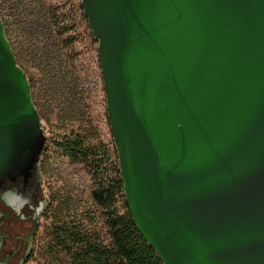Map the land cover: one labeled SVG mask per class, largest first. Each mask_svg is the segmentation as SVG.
Returning <instances> with one entry per match:
<instances>
[{"label":"water","instance_id":"obj_1","mask_svg":"<svg viewBox=\"0 0 264 264\" xmlns=\"http://www.w3.org/2000/svg\"><path fill=\"white\" fill-rule=\"evenodd\" d=\"M133 218L164 264H264V0H81ZM48 136L0 15V189Z\"/></svg>","mask_w":264,"mask_h":264},{"label":"rangeland","instance_id":"obj_2","mask_svg":"<svg viewBox=\"0 0 264 264\" xmlns=\"http://www.w3.org/2000/svg\"><path fill=\"white\" fill-rule=\"evenodd\" d=\"M80 5L81 0H0V15L49 136L50 161L43 177L48 191L54 196L64 184L73 187L79 208L69 218L82 222L85 218V225L107 239L99 211L81 209L91 205L99 168L81 158L72 162L57 149L61 141L80 135L87 145L102 148L105 143L113 150L98 44L92 40ZM56 210L40 230L33 255L24 264H57L65 259V254L49 246ZM89 218L96 221L90 223Z\"/></svg>","mask_w":264,"mask_h":264},{"label":"trees","instance_id":"obj_3","mask_svg":"<svg viewBox=\"0 0 264 264\" xmlns=\"http://www.w3.org/2000/svg\"><path fill=\"white\" fill-rule=\"evenodd\" d=\"M80 7L84 12L82 4ZM89 29L93 42L98 44ZM67 140L68 156L81 158L94 169L99 168L95 171L93 194L101 206L108 202L109 209H99L105 221L107 239L100 237L96 228L85 225V218L83 222L77 217L69 218L70 210L66 216L55 214L56 221L51 227L49 246L65 254V259L57 264H164L133 218L125 195L115 144L112 150L87 145L80 135ZM124 198V204L120 203Z\"/></svg>","mask_w":264,"mask_h":264},{"label":"flooded vegetation","instance_id":"obj_4","mask_svg":"<svg viewBox=\"0 0 264 264\" xmlns=\"http://www.w3.org/2000/svg\"><path fill=\"white\" fill-rule=\"evenodd\" d=\"M64 118H66V114L62 116V121ZM67 141H61L57 146L58 151L66 156H68ZM49 144L48 136L39 164L40 179L33 177L27 184L23 179H19L16 183L6 182L0 189V264L21 262L24 264L31 259L39 232L50 219L53 209H57L55 214L62 217V215H68V210L73 212V209L79 208L78 200L74 197L73 187L67 188L64 184L63 188L61 187L62 189L54 196L48 191L43 177L50 161ZM103 148L108 149V145L104 143ZM68 157L72 162L76 159L73 156ZM93 192L94 189L91 192V205L81 209H97L101 216L99 209H109L108 202L101 206ZM124 202L125 198L120 203L124 204ZM86 215L92 216L91 214ZM91 218L88 220L91 223L96 221ZM107 221L108 216L106 217ZM103 223L105 224L104 218ZM45 230L47 229L45 228Z\"/></svg>","mask_w":264,"mask_h":264},{"label":"built area","instance_id":"obj_5","mask_svg":"<svg viewBox=\"0 0 264 264\" xmlns=\"http://www.w3.org/2000/svg\"><path fill=\"white\" fill-rule=\"evenodd\" d=\"M43 125H44V123H43ZM45 127V126H44ZM45 130H46V127H45ZM47 134V133H46Z\"/></svg>","mask_w":264,"mask_h":264}]
</instances>
